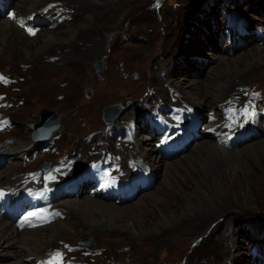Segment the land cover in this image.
<instances>
[{"label":"rangeland","instance_id":"374dc122","mask_svg":"<svg viewBox=\"0 0 264 264\" xmlns=\"http://www.w3.org/2000/svg\"><path fill=\"white\" fill-rule=\"evenodd\" d=\"M28 2L0 0V23L15 21L14 9L24 10ZM96 2L99 6L89 7L80 6L79 1L70 5L52 0L38 9L37 21L30 22V32H37L29 35L26 50L19 53L14 47L5 54L0 50V150L6 142L10 147L2 164L15 161L11 155L18 152L13 175H22L25 181L15 190L34 179L33 183L37 181L35 184L49 194L56 193L46 185L57 181L60 164L87 154L91 147L92 159L82 160L83 164L75 159L64 175L67 177L55 184L67 186L82 180L81 186L70 187V195L79 198L91 190V177L86 183L82 175L93 170L91 161L95 158V165L101 163L99 173L120 178L123 166L109 157L111 143L115 149L124 148L123 143H138L145 155L148 147L160 142L168 126L178 138L166 151L173 163L169 168L162 164L159 169L144 167L128 172L133 189L125 199L136 207L124 205L125 190L109 193L111 201L126 210L123 222L110 218L108 226L89 233L91 228L81 208L73 211L68 206L71 222H66V216L54 222L55 214L34 222L32 227L54 223L39 229L41 233H33L40 241L29 246L37 255H22L24 264H264V0ZM104 6L120 8L114 13L102 10ZM113 15L115 19H111ZM50 19H55L54 23ZM18 22L15 25L24 28V22ZM43 31L50 36L44 37ZM106 34H110L109 40ZM75 38L79 42L72 44ZM20 57L22 65L12 62ZM98 57L103 60L100 71L94 67ZM233 67L242 85L229 93L232 108L219 112L213 93L220 86L221 75ZM23 77L29 80L21 86L18 78ZM34 81L43 85L37 87ZM229 87L224 85L226 90ZM212 89L211 94L205 93ZM202 93L200 108L197 95ZM191 103L194 113L186 109ZM244 104L258 110L255 116L245 114ZM113 106L120 110L110 128L104 109ZM43 110L59 116V127L45 142L35 138L46 128L36 131L32 125L41 119ZM213 114L227 127L223 134L227 137L220 136V141L231 142L240 154L238 163L226 173L203 181L202 157L196 153L193 156H199L198 161H193L185 155L196 152V142L207 131ZM125 134L130 142L124 141ZM147 135L148 143L140 144ZM100 136L107 140L84 143L89 137L98 140ZM231 137L236 144L228 140ZM32 140L36 144L23 150ZM19 145L22 147L16 149ZM120 158L123 160L122 155ZM7 166H0V174ZM50 168V172L44 170ZM8 170L0 177L4 190H9V171L14 169ZM59 193L48 204L59 199L66 202L65 190ZM26 205L6 218L16 224L19 214L23 216L32 208ZM138 216L140 224H134ZM165 217L169 226L162 229L167 224ZM87 238L93 240L92 246L81 243ZM1 242L0 264L23 262L14 253L25 254L24 244L15 247L12 235Z\"/></svg>","mask_w":264,"mask_h":264},{"label":"bare ground","instance_id":"6f19581e","mask_svg":"<svg viewBox=\"0 0 264 264\" xmlns=\"http://www.w3.org/2000/svg\"><path fill=\"white\" fill-rule=\"evenodd\" d=\"M50 1H52V0H29L26 8L25 9L23 8L24 10L14 9L12 14L14 15V17L16 19L15 21L5 19L3 21V23H0V33L3 34V37L0 38V50L3 51V54L7 53V50L14 49V47H15V50H17L19 53L22 52L23 50H26V47L29 44V40H31V38H29V35L31 34L32 36H34L33 34H35L37 32V30H35V32H30L31 30L28 28V26L29 25L32 26V23H30L31 21H37L36 15L38 13V9H42ZM63 1L70 3V5L76 4L79 1L80 6H89V7L99 6V5H97L96 0H66V1L63 0ZM118 8H120V7L119 6H117V7L116 6L115 7L114 6H111V7L110 6H106V7L104 6L102 8V10L107 11V12L113 11L115 13L116 9H118ZM43 12H41V13H43ZM114 17H115V15H113L111 19H115ZM16 21H19L22 23L24 22V24H25L24 28L21 27L20 24L15 25ZM54 21H55V19H52V21L50 19L51 23H54ZM57 26H54V27H57ZM37 29H40V27H38ZM44 32H45V34H44ZM39 34H42V32ZM43 34H44V37H46L48 35L50 36V34H48L47 31H43ZM37 36H35V38H37ZM75 39L76 40L70 41V42L72 44H76L77 42H79V40L77 38H75ZM93 43L97 47L96 41H94ZM29 55H30V53H29ZM32 59H33V57H32ZM3 60H4V57H3ZM12 62H14V63L18 62L20 65H22V63H24V61L21 60V57L16 58ZM236 71L237 70L234 69V67H233V68H230L229 71H226V73L224 75H221V77L219 78L220 86L215 87V92H214V89L205 91V93H208V94H211V92H214L213 93L214 98L216 99V102L218 103L217 105L220 106L219 112L226 110L225 108H227L229 106H231V108H232V106L234 105L233 99H229L230 97H228L229 93L231 92L232 89L235 90L234 89L235 86L242 85L240 82L237 81ZM18 79H21V81H20L21 86H23L24 82L29 80V79H26L25 77L18 78ZM251 80H253V79H251ZM193 82H194V80H193ZM33 83L37 87L40 85H43V83L41 81H38V82L34 81ZM51 84H53V83H51ZM229 84H230V87L226 90V88H224V85L228 86ZM177 87L180 91L184 90L182 85H177L176 88ZM241 91H243V90H241ZM252 94H254V93H252ZM203 97H204V93H202V95H197V100L201 99L200 101L199 100L197 101V104H198L197 106H199L200 108H201L200 102L203 101V99H204ZM235 99H237V98H235ZM186 101L188 102V100H186ZM193 103H195V102H193ZM193 103H191V107L189 106L190 108H186L190 111V113H194ZM93 113L95 114V112H93ZM223 116L224 115H222V117ZM89 117H90V115H89ZM210 118H211V121H209V123H208L207 131L204 134L202 133L203 135L199 136V139L196 142L197 147L194 148L196 150V152L192 153V155L190 153L185 155V157H187L186 160L189 158H192L193 161H198L199 156L202 157L203 160L199 163V166L202 169L201 179L203 181L204 180H210V179L215 180L219 175H221V172L226 173L227 169L231 168L234 164L236 165V163H238V160H239L238 155L240 154V150L239 149L235 150L236 146L232 147L231 142L227 143L226 140L220 141V136H222L224 134L225 129H227V127L223 126L225 123L223 125L220 124V120H222V118L217 116V114L211 115ZM112 123H114V122H112ZM170 123H172V122H170ZM80 124H82V123H80ZM109 127L110 128L112 127L111 122L109 123ZM150 128H151V130L157 129V128H154L152 126H150ZM130 130H131V128H130ZM167 130L168 131H166L164 133L163 137L159 139L160 142L162 143V146L152 145V146L148 147L150 151H148V150L146 151L144 149L145 155H143V153H142L143 150L141 149L142 147L138 143L134 144V146L126 145L123 143V145L125 147L121 148V149H115L114 148L115 145H113L111 143V146L107 147V149L110 153L109 157H111L112 160L120 161L121 165L123 166V168H121V171L119 172L120 178L111 177L110 174H107V173L102 172V171H101V173H99V171H100L99 166L101 163L97 162V163H99V165L95 166V162L98 159V158H95L91 161V164H93V166H92L93 170L87 169V170H85V173H83V175H82V178L86 183L90 177L94 178L92 181L93 184L92 183L90 184L91 190H88L87 193L84 194V196L79 197V198H77L76 196L70 195L71 194L70 187L81 186L82 180L73 181V182L69 183L67 186L61 185V186L56 187L55 184L58 183L59 179H61L63 177H67L64 175L66 173L70 172L71 165L73 164L75 159L79 158L77 160L78 164H83L81 162L82 160L90 161L92 159L93 152H90L91 147L89 149H87V151H88V152H86L87 154H85V155L83 154L81 156L77 155V158L68 159L66 162V165H64L63 163H61V164L58 163V164H60V166L57 169L60 172L57 174V179H56L57 181L56 182H55V180L51 181V182L47 183V185H46L47 188H50V189L52 188V190H54L56 192V193H53L51 191L50 194L48 192H46L44 188L40 187L38 184H35V183H37V181H34V183H33L34 179L31 182L27 183V185L23 186L22 189L15 190L16 188L19 189V187H21L24 184L25 180H24V176H22V175H18V176L13 175L14 173H16L15 166L19 162L18 160L20 158V155L18 152H16L14 155H11L13 160H15L16 162L13 161L12 163H6L5 162L3 164L2 163L0 164V166H2V165L7 166L8 165L5 168V170L0 174V177H2L3 174H5L6 170L14 169L12 171V173H11V171L8 170L10 172L9 173V175H10L9 181L5 180L9 183V186H8L9 190H4V188L6 186L0 185V246L3 243V242H1V239L5 240L10 235L14 236L16 239L15 247H18L19 245L24 244L25 248L27 249L25 254L24 253L21 254L17 250H15V253H14V255L17 258H20L23 261V262H18L17 264H24V259L22 258V255H24V257H26V258L31 257V255H37L35 252L32 251V246H29V245L36 244L37 241H40V237L34 236L33 233H41L38 230L42 229L43 227L50 226L51 224H53L55 222L56 218L60 219V218H63L66 216L67 217L66 222H71V219L69 217H71L72 215L70 214L71 211L67 208V206L70 209H72L73 211L81 208V215L83 217H85V219H87V222L90 225L89 227L91 228V229H89V233H97L98 231H100L102 229V227L108 226L109 222H110V218H112L115 221L120 220L121 222H123L127 216L126 210H124V207H120L121 206L120 204H116L115 202L111 201L112 198H111V196L109 197V193L110 192L115 193L116 191L125 190V195H124V199H123L124 205L131 206V205L135 204L132 207H136V203L128 202L127 201L128 198L125 199L127 195L131 194V191L133 189V187L130 186V184H132L133 178H129L130 176L128 175V172H130L134 168L144 169V167L145 168L149 167V168L159 169V167L162 164L165 167H168L173 163V161H169L170 159H167V152L166 151L168 149V146L174 144L173 142L178 141V138H176V137L174 138V134H172V132L174 130L169 129V126H168ZM238 130L240 131L241 129L239 128ZM109 132H110V130H109ZM225 137H227V135H223L221 138L224 139ZM148 138H149V136L147 135L146 139L144 141H142V142L139 141L140 144L148 143V141H147ZM22 139H21V141H22ZM35 139H37V138H35ZM40 140H42V139H40ZM40 140H37V141H40ZM105 140H107V138L104 136H102V137L100 136L98 138V140L94 137H92V138L89 137V138L85 139L84 143L94 144V143H97V141H105ZM129 140H130L129 135L125 134L124 141L130 142ZM18 142H19V140H18ZM32 142H33V140L30 143H28L25 147H23V150L30 149L32 144H33V146L36 144V143L34 144ZM16 143H17V141H16ZM150 143H151V141H150ZM13 144H14V142H13ZM233 144H236L235 140L233 141ZM3 146L4 147L0 150V160H2V158L6 155L5 152L10 150V147L7 145V142H6V145H3ZM20 146L22 147V145H19L16 147V149H18V148L20 149ZM88 147H89V145H88ZM24 152H26V151H24ZM119 152H121L122 154H119ZM196 153H199V156L194 157L193 155H195ZM121 155L123 156V160H122V158H120ZM61 158H62V156H61ZM204 161H206V164L202 163ZM168 168H167V170H168ZM125 174H126V176H125ZM12 175H13V177H12ZM93 186H95V187H93ZM130 188H131V190H130ZM61 190L62 191L65 190V192H66V202L59 199L54 204H48V201L51 200L52 196L56 197L58 194H60L59 192ZM81 195H83V194H81ZM117 195L120 196V193H118ZM156 199H158L157 196H156ZM26 203H28L29 206H31L32 208L29 207V209H27V212L23 216H22V214H19L20 220L16 224H14V223L12 224V222L6 218L8 216L7 212L11 211V214L14 215V214L20 212L22 210V207L23 208L26 207L27 206ZM7 205L9 207V209L6 210L7 216L5 214L2 215V211L5 210ZM143 207L141 206V208H143ZM48 214L49 215L55 214L54 220H53L54 222H52L49 225L43 224L44 226H41V227L40 226L32 227V224L34 222H40L41 219H43V216H45V215L49 216ZM139 218H140V216L135 217L134 224H137V223L140 224ZM165 219H166L165 221L167 224H163L162 229L167 228L169 226L168 222H167V221H169V218L165 217ZM70 227H72V226H70ZM19 231H22V232L19 233Z\"/></svg>","mask_w":264,"mask_h":264},{"label":"water","instance_id":"95a60500","mask_svg":"<svg viewBox=\"0 0 264 264\" xmlns=\"http://www.w3.org/2000/svg\"><path fill=\"white\" fill-rule=\"evenodd\" d=\"M106 39L109 40L110 39V34H106ZM94 67L96 70L100 71L103 68V60L98 57L95 60L94 63ZM115 106H113V108H106L104 109V120L106 122H112V120L114 118H116L117 113L119 112V110H116L114 108ZM40 117L41 119L38 122H35L33 125V127L36 129V131L40 128V127H44L45 132L38 136V139H46L48 138L51 133L56 130L59 127V116L55 111L52 110H43L40 113ZM36 134V132L34 133V135ZM81 243L83 245H89L92 246L93 245V240L91 238H87V239H82Z\"/></svg>","mask_w":264,"mask_h":264},{"label":"snow or ice","instance_id":"6c2138e0","mask_svg":"<svg viewBox=\"0 0 264 264\" xmlns=\"http://www.w3.org/2000/svg\"><path fill=\"white\" fill-rule=\"evenodd\" d=\"M246 110V109H245ZM57 255H59V254H57Z\"/></svg>","mask_w":264,"mask_h":264}]
</instances>
